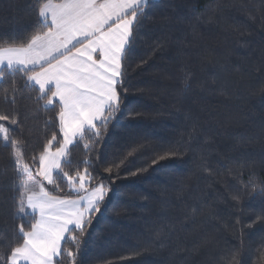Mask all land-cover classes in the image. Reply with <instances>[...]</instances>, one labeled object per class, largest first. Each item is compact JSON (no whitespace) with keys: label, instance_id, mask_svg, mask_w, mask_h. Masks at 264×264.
<instances>
[{"label":"trees","instance_id":"trees-1","mask_svg":"<svg viewBox=\"0 0 264 264\" xmlns=\"http://www.w3.org/2000/svg\"><path fill=\"white\" fill-rule=\"evenodd\" d=\"M34 9L36 0H0V43L30 34ZM145 11L120 113L65 167L83 171L87 159L110 189L77 264H264V0H151ZM23 83L11 71L0 78V113L18 111L15 138L32 164L60 138L57 108L28 92L21 99L13 87ZM137 144L145 147L129 156ZM20 179L0 140V252L20 242L18 225L30 219L14 218ZM61 187L54 194L68 192Z\"/></svg>","mask_w":264,"mask_h":264},{"label":"snow or ice","instance_id":"snow-or-ice-1","mask_svg":"<svg viewBox=\"0 0 264 264\" xmlns=\"http://www.w3.org/2000/svg\"><path fill=\"white\" fill-rule=\"evenodd\" d=\"M36 4L32 32L0 43V78L7 71L19 73L24 83L13 87L14 93L23 99L28 92L45 108L55 105L60 138L54 133L29 164L15 138L22 123L18 111L0 113V140L10 149L21 176L12 189L18 201L14 218L30 217L18 225L20 242L0 252V264H62L63 256L77 264L81 238L98 221L110 189L89 171L87 159L83 171L65 167H71L70 156L81 142L86 153L92 151L93 142L99 143L120 113L127 61L151 0H36ZM161 44L155 42L156 47ZM190 78L188 73L185 91L191 87ZM10 103L15 104V97ZM144 147L137 144L128 155ZM166 158L154 157L152 164ZM104 171L112 172V167ZM61 183L67 184L68 192L54 194L64 191ZM164 238L161 228L155 239ZM70 242L76 251L66 247Z\"/></svg>","mask_w":264,"mask_h":264}]
</instances>
